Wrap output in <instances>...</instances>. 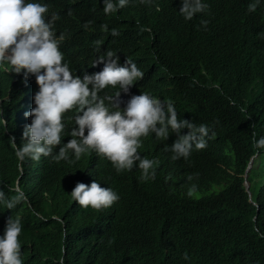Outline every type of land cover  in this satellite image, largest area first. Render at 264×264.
Wrapping results in <instances>:
<instances>
[{
  "label": "clouds",
  "instance_id": "obj_1",
  "mask_svg": "<svg viewBox=\"0 0 264 264\" xmlns=\"http://www.w3.org/2000/svg\"><path fill=\"white\" fill-rule=\"evenodd\" d=\"M72 1L84 71L71 66L47 3L0 0V149H14L17 169L12 185L0 181V264L30 254L94 264L155 220L184 247L192 226L179 200L205 194L220 137L193 113L207 87L251 129L244 173L229 142L220 153L230 165L218 164L227 177L210 191L242 177L258 211L263 178L250 176L264 171V83L237 101L215 73L234 43L264 41V0ZM54 174L63 185L48 189ZM40 187L41 198L29 194Z\"/></svg>",
  "mask_w": 264,
  "mask_h": 264
},
{
  "label": "trees",
  "instance_id": "obj_2",
  "mask_svg": "<svg viewBox=\"0 0 264 264\" xmlns=\"http://www.w3.org/2000/svg\"><path fill=\"white\" fill-rule=\"evenodd\" d=\"M40 1L48 4L46 15L49 19L53 14L58 15L55 29L62 39V48L71 66L78 71L86 70V60L74 40L79 6L72 4V0ZM215 77L226 95L243 101L250 84L264 83V41L234 43ZM257 108L263 118L259 127L261 130L264 126V92L258 99ZM193 113L197 118L214 122L220 137L207 164L208 178H205L201 188L205 194L196 201L190 198L179 200L184 209L183 224L192 226L190 241L184 247L180 246L177 238L165 233L155 220L152 225L141 228L131 238L121 242L114 251L102 255L94 264H264V171L253 174L254 169L250 176L251 180L256 175L263 178L255 197L258 211L249 202L242 177L233 178L228 187L219 191H210L214 184H221L219 180L227 177L218 164L230 165V161L220 153L229 142L236 151V170L244 173L250 153V126L239 109L232 107L225 95L211 87L202 91ZM13 153L14 149L10 146L0 149V181L7 186L13 184L17 173ZM61 177L59 174L48 177L46 187H61ZM23 187L26 191L30 190L27 181ZM29 194L41 198L44 189L36 188ZM256 214L255 223L253 218ZM185 253L189 256L188 260L183 258ZM27 263L52 264L44 262L38 254L28 255Z\"/></svg>",
  "mask_w": 264,
  "mask_h": 264
}]
</instances>
